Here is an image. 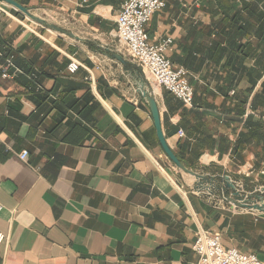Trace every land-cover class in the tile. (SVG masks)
<instances>
[{
  "label": "crops",
  "instance_id": "0c3cea01",
  "mask_svg": "<svg viewBox=\"0 0 264 264\" xmlns=\"http://www.w3.org/2000/svg\"><path fill=\"white\" fill-rule=\"evenodd\" d=\"M18 1L56 15L89 42L0 2V71L13 64L11 77L0 79V264H194L201 230L264 261V213L194 191V178L166 157L148 106L112 58L126 0ZM223 3L166 0L147 27L153 45L172 39L166 56L187 70L199 109L154 89L174 153L189 169L228 175L249 191L264 185V142L244 138L264 70L257 80L256 57L244 67L230 48L211 50L228 40V30L220 31ZM72 61L75 75L67 72ZM253 82L242 117L240 99ZM258 110L254 122L264 121V104Z\"/></svg>",
  "mask_w": 264,
  "mask_h": 264
},
{
  "label": "built area",
  "instance_id": "2783aa9c",
  "mask_svg": "<svg viewBox=\"0 0 264 264\" xmlns=\"http://www.w3.org/2000/svg\"><path fill=\"white\" fill-rule=\"evenodd\" d=\"M165 7L166 0H126L117 15L114 37L121 46L119 51L142 69L153 88L167 91L185 107L192 108L195 95L188 80V73L183 68H176L166 56L173 44L172 39L168 38L159 45H153L147 34V27L153 16ZM12 67L10 59L0 71V79L10 78L9 71ZM78 70L79 64L76 61H72L67 67L70 75H75ZM178 135L185 137L182 130H179ZM26 154L22 153L20 158L24 159ZM260 174L264 175V172ZM2 211L3 206L0 204V213ZM4 240L5 235L1 234L0 244ZM193 251L197 255L194 264H264L256 254L226 248L222 244L221 236L211 235L203 230L197 234Z\"/></svg>",
  "mask_w": 264,
  "mask_h": 264
},
{
  "label": "water",
  "instance_id": "95a60500",
  "mask_svg": "<svg viewBox=\"0 0 264 264\" xmlns=\"http://www.w3.org/2000/svg\"><path fill=\"white\" fill-rule=\"evenodd\" d=\"M0 2L10 6L30 21L41 25L59 35H63L80 43L89 42V40L79 37L68 28L58 26L55 23L49 22L46 19L37 16L34 14L32 8L24 7L16 0H0ZM109 52L112 58L127 70L128 75L131 77V82L135 86L138 94L148 106L154 121L158 143L166 157L171 163L174 164L178 171L194 178V191L205 200H211L213 202L220 200L239 210L264 213V185L262 187L256 186L251 188L249 191H246L241 187L242 185L238 184L236 181H233L228 175L210 176L204 173H197L189 169L178 158V156L167 143V139L163 133L161 114L157 102L156 92L150 84L148 78L137 64L126 58L118 49H110Z\"/></svg>",
  "mask_w": 264,
  "mask_h": 264
},
{
  "label": "trees",
  "instance_id": "16d2710c",
  "mask_svg": "<svg viewBox=\"0 0 264 264\" xmlns=\"http://www.w3.org/2000/svg\"><path fill=\"white\" fill-rule=\"evenodd\" d=\"M16 1L23 6L18 0ZM223 5L227 10H225L226 12L218 13L223 16L222 23L225 25L220 31L224 29L228 30L226 33L224 32L228 40L225 43L222 41L218 42L216 45L212 44L211 46L214 47L211 50L219 51L222 47L227 49L230 48L231 51L237 52L243 56L242 62L244 67H246L245 63L250 57H256L255 63L259 70L257 80H261L262 71L264 70V0H225ZM230 10L234 11L232 15L230 14ZM255 54H258V56ZM189 83L192 86L190 81ZM255 84L256 83L253 82L252 87L246 90L240 99L239 108L240 116L242 117L246 115V106H248L247 95L253 92ZM194 95L192 109H199L195 91ZM262 104H264V82L261 86V92L255 96L253 102L249 105L250 114L245 121V127L250 129V133L244 135L246 139L253 138L264 142V121L254 122L251 120L252 116L258 114V109ZM178 158L190 168L180 156H178Z\"/></svg>",
  "mask_w": 264,
  "mask_h": 264
},
{
  "label": "rangeland",
  "instance_id": "374dc122",
  "mask_svg": "<svg viewBox=\"0 0 264 264\" xmlns=\"http://www.w3.org/2000/svg\"><path fill=\"white\" fill-rule=\"evenodd\" d=\"M32 9H33V11H34V14H36L37 16L42 17V18L46 19V20L49 21V22L55 23L56 25L63 27L62 25L59 24V20H58V17H57L56 15H54V14H52V13H50V12H48V13H43V12L37 10L36 8H32ZM29 21H30V20H29ZM30 22H32V21H30ZM32 23H33V22H32ZM262 179H263V178H262ZM262 179H261V178L259 179L260 184H264V183L262 182V181H263Z\"/></svg>",
  "mask_w": 264,
  "mask_h": 264
},
{
  "label": "bare ground",
  "instance_id": "6f19581e",
  "mask_svg": "<svg viewBox=\"0 0 264 264\" xmlns=\"http://www.w3.org/2000/svg\"><path fill=\"white\" fill-rule=\"evenodd\" d=\"M156 92V91H155Z\"/></svg>",
  "mask_w": 264,
  "mask_h": 264
}]
</instances>
